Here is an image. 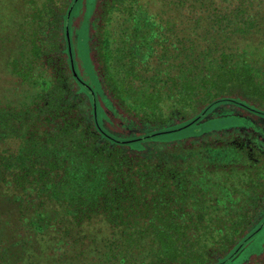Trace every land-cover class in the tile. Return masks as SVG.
I'll return each mask as SVG.
<instances>
[{
    "label": "trees",
    "instance_id": "obj_1",
    "mask_svg": "<svg viewBox=\"0 0 264 264\" xmlns=\"http://www.w3.org/2000/svg\"><path fill=\"white\" fill-rule=\"evenodd\" d=\"M16 1L29 52L12 64L38 91L22 107H0V264H264V244L258 257L237 258L264 228V163L236 142L251 145L249 128L264 136V81L228 45L264 43V0H173L184 28L171 40L143 0H97L88 30L97 91L72 48L80 0ZM13 10L0 0L1 25ZM113 18L157 30L131 37ZM154 56L169 71L147 77ZM204 118L244 129L203 140L181 131ZM11 139L17 147L2 149ZM213 151L242 160L219 165L206 158ZM97 223L111 233L96 253L88 228Z\"/></svg>",
    "mask_w": 264,
    "mask_h": 264
},
{
    "label": "rangeland",
    "instance_id": "obj_2",
    "mask_svg": "<svg viewBox=\"0 0 264 264\" xmlns=\"http://www.w3.org/2000/svg\"><path fill=\"white\" fill-rule=\"evenodd\" d=\"M7 1H9L12 6V9L14 10L12 11L13 15L10 14L7 19H4V26L0 23V30H2L0 32V107L19 108L22 107V105L24 104H29L31 95L36 93L38 89L36 88V86H32L29 83L21 82L16 72L18 71V67L15 68L14 63L12 64V62L14 61L17 62L16 64L17 66H19V63L25 59H22L23 57H21L20 54H23V56H25L29 52V44L28 41L25 42V36H21V33H17L16 30V24L18 25L20 19L22 20L23 17L21 16L25 15V10L21 8V4L18 3L19 1ZM143 1L145 3L147 11L149 10V12L153 13L154 15H157V17L159 18V21L157 19L156 20L159 22V24H161V29L165 34V37L168 38V40H171L170 37L173 38V35L175 33V27L180 29L182 32V29L184 28V18L183 16H180L179 13L174 12L172 10L171 3L173 0H163L162 2L158 0ZM96 6L97 0H80L74 3V9L72 12L73 15L71 19L72 31L70 35L72 38V48L74 56L78 61L79 68L82 70L80 71L83 75L82 78L85 79L87 84L91 88H93L94 91H97L99 89V84L96 72L92 68L90 60L89 49L91 40L88 36V30L89 21L93 17ZM112 21L113 22L111 26L116 27V20L113 18ZM142 24L144 23L141 18L135 21L127 19V21H125V23L122 24L121 27L117 26V29L126 32L128 36L131 37H133V35L135 34H138V36L140 37V35H142L145 31L144 28H148V31L151 33V30H157L156 27H146L142 26ZM106 31H110V26L106 28ZM196 33L199 35V37L192 38V40L196 43L195 46H198L202 43V40L204 38L205 30L203 24L198 28ZM3 37H6L7 40H3ZM251 38H253L251 41H244L240 39L230 40L228 45H230L231 48L238 49L235 54L231 53L232 60L239 61L240 63L247 62L254 72L255 79L264 81V43H261L257 37ZM217 42L218 40L215 39L213 43H209L210 47L214 46ZM166 47H168L167 43ZM171 50L172 48L169 49V51ZM242 51H244L246 55L243 54ZM111 66H113V64H111ZM146 69L148 71L146 74L147 77H151L159 69L162 70V72L167 73L169 71V62L162 64L157 61L156 57L154 56L152 59L149 60ZM167 78L168 75L164 76V80H167ZM230 122L231 119L229 118H215L211 120H208V118H204L199 122V124L188 126L187 128L181 131H185V133H194L202 135L203 133L206 134L208 132L218 130L219 133L223 134H228L229 132H231L230 138H232L237 135V131L241 129L243 130L244 128H242L240 125L236 126V121H233V125L228 127V124H230ZM262 122L263 121H258L257 125H264V123ZM127 131L129 133L135 132V130H132V128H129V130ZM253 132L254 131L251 128L247 129V132H245V136L251 135V137H248L250 139L251 145L245 144V139H239L236 142H240L239 144L241 145H246V148L248 150L246 148H243V152H245L247 155L249 151L248 158L250 159V162L256 166L260 163H264V156L262 155L264 154V150L261 147H258V144L255 141L254 137L259 138V140H261V142L263 143L264 139H262V137L264 136H260L259 133ZM180 134L183 133H181L180 131H176L171 133L170 135H167L171 139L176 140L177 135ZM204 136L205 135H202L199 138H202L203 140ZM204 142L206 144L207 141L204 140ZM17 145L18 141L15 139H11L5 142V145H2V149H15ZM206 158L209 160H213L216 164L219 165L230 164L231 162L234 163L242 160V157L230 159V156H228L225 151L207 152ZM205 164L206 161L200 164L199 166H202L201 168H204ZM194 172H196L195 167ZM1 210L2 208H0V213ZM88 230H90L92 234L94 231V235H96L95 238H97L96 242L93 243L95 247V252L97 253L98 251L103 250L102 246L107 243L105 239L111 233V230H109L107 226L103 223H97L90 227V229L88 228ZM252 239L253 240L248 243V245L238 255L237 258L240 261H244L245 259H247V257H249L250 259L252 256L258 257L260 255L262 246L264 244V228H262L261 232L256 234Z\"/></svg>",
    "mask_w": 264,
    "mask_h": 264
},
{
    "label": "water",
    "instance_id": "obj_3",
    "mask_svg": "<svg viewBox=\"0 0 264 264\" xmlns=\"http://www.w3.org/2000/svg\"><path fill=\"white\" fill-rule=\"evenodd\" d=\"M66 34H67V37H68V32ZM72 71H73L74 75H76L73 68H72Z\"/></svg>",
    "mask_w": 264,
    "mask_h": 264
}]
</instances>
